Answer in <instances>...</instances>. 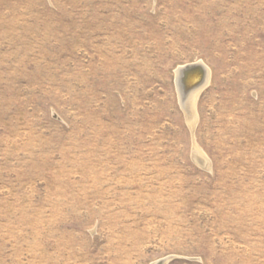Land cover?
<instances>
[{
  "label": "rangeland",
  "instance_id": "obj_1",
  "mask_svg": "<svg viewBox=\"0 0 264 264\" xmlns=\"http://www.w3.org/2000/svg\"><path fill=\"white\" fill-rule=\"evenodd\" d=\"M161 260L264 264V0H0V264Z\"/></svg>",
  "mask_w": 264,
  "mask_h": 264
},
{
  "label": "bare ground",
  "instance_id": "obj_2",
  "mask_svg": "<svg viewBox=\"0 0 264 264\" xmlns=\"http://www.w3.org/2000/svg\"><path fill=\"white\" fill-rule=\"evenodd\" d=\"M186 72L191 73L188 78V80L192 81L191 85H194L197 81H199L202 78L201 75L203 74V79L200 82V84L191 88L186 94V96L180 98L183 109L185 110L186 116L191 121L194 119L195 98L197 96V93L199 92V89H201L203 86H205L208 83L209 73H208V69H206L201 63H191V64H185V65L179 66L175 70V75H176V83H177V86L179 87L180 92H181L180 81L182 80L183 75ZM197 77H198V80H197ZM165 262L166 260L163 262V264H165Z\"/></svg>",
  "mask_w": 264,
  "mask_h": 264
},
{
  "label": "water",
  "instance_id": "obj_3",
  "mask_svg": "<svg viewBox=\"0 0 264 264\" xmlns=\"http://www.w3.org/2000/svg\"><path fill=\"white\" fill-rule=\"evenodd\" d=\"M190 74H191L190 72H186V73L183 75L182 80L180 81V86H181L180 96H181V98L184 97V96H186V94L188 93V91H189L191 88H193V87L197 86L198 84H200V82H201L202 79H203V74H202V75H201L202 78H201L199 81H197L194 85H191V84H192V81L188 80ZM197 80H198V77H197ZM188 87H189V88H188ZM164 261H165V260H161V261L158 262V264H163Z\"/></svg>",
  "mask_w": 264,
  "mask_h": 264
}]
</instances>
